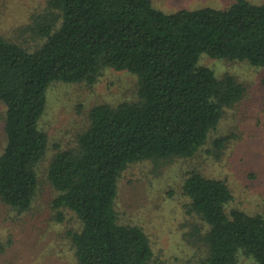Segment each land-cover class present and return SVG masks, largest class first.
<instances>
[{
  "label": "trees",
  "instance_id": "16d2710c",
  "mask_svg": "<svg viewBox=\"0 0 264 264\" xmlns=\"http://www.w3.org/2000/svg\"><path fill=\"white\" fill-rule=\"evenodd\" d=\"M30 29L41 41L34 48L0 30V202L20 214L37 202L51 87H91L108 69L127 71L138 79V99L90 107L75 144L58 146L47 181L55 220L77 224L67 232L75 264H151L148 232L122 222L116 208L122 175L143 161L192 158L206 145L246 87L233 75L218 77L202 56L264 68V1L167 12L153 0H47ZM183 192L189 214L208 228L206 264H239L241 256L264 264V212L230 207L228 182L197 170ZM9 246L0 241V254Z\"/></svg>",
  "mask_w": 264,
  "mask_h": 264
},
{
  "label": "rangeland",
  "instance_id": "374dc122",
  "mask_svg": "<svg viewBox=\"0 0 264 264\" xmlns=\"http://www.w3.org/2000/svg\"><path fill=\"white\" fill-rule=\"evenodd\" d=\"M261 3L264 0H251ZM167 12L203 7L226 8L234 0H153ZM47 0H0V30L31 48L41 41L30 26ZM200 64L218 77L235 76L246 87L244 98L227 108L224 118L206 145L192 158L132 164L119 185L117 211L122 222L138 224L151 237V264H206L204 236L207 225L189 214L190 199L183 184L190 171L225 179L235 194L230 207L251 213L264 212V68L248 62L228 61L203 55ZM138 79L127 71L108 69L91 87L56 83L48 98L44 121L51 139L46 157L38 165L41 189L33 208L20 214L0 202V241L10 246L0 254V264H75V252L67 232L77 224L54 218L51 200L55 191L47 173L58 146L72 147L75 136L87 125L86 111L99 103L116 105L138 99ZM0 102V154L5 146L4 113ZM46 115V114H45ZM45 117V116H44ZM231 136L220 150L218 137ZM239 264H253L241 256Z\"/></svg>",
  "mask_w": 264,
  "mask_h": 264
}]
</instances>
